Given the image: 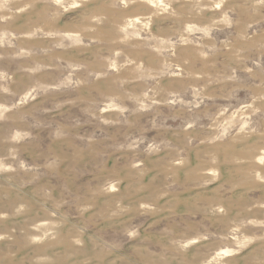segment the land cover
<instances>
[{"label": "rangeland", "instance_id": "rangeland-1", "mask_svg": "<svg viewBox=\"0 0 264 264\" xmlns=\"http://www.w3.org/2000/svg\"><path fill=\"white\" fill-rule=\"evenodd\" d=\"M0 264H264V0H0Z\"/></svg>", "mask_w": 264, "mask_h": 264}]
</instances>
